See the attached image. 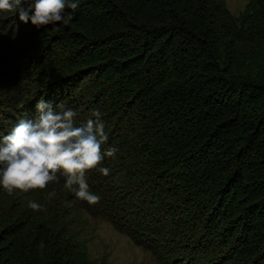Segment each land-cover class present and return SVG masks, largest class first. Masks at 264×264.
Wrapping results in <instances>:
<instances>
[{"label": "trees", "instance_id": "16d2710c", "mask_svg": "<svg viewBox=\"0 0 264 264\" xmlns=\"http://www.w3.org/2000/svg\"><path fill=\"white\" fill-rule=\"evenodd\" d=\"M248 1L237 18L225 0H78L58 30L0 13V131L43 97L77 126L99 111L118 149L88 174L95 205L63 176L0 187V264H108L87 217L157 264H264V0Z\"/></svg>", "mask_w": 264, "mask_h": 264}, {"label": "clouds", "instance_id": "9594fccd", "mask_svg": "<svg viewBox=\"0 0 264 264\" xmlns=\"http://www.w3.org/2000/svg\"><path fill=\"white\" fill-rule=\"evenodd\" d=\"M78 7V0H0V13H18L20 22H30L37 30L48 26L58 30V25L67 24ZM36 109L34 119L20 120L8 134L0 131V187L8 194L17 189L27 193L45 189L63 176L64 188L76 199L97 204L100 197L89 190L88 174L97 169L108 176L111 169L98 165L118 151L115 147L102 150L108 135L100 112L94 111L77 126V112L66 109L62 102L53 104L42 97ZM29 207L35 210L41 205L30 202Z\"/></svg>", "mask_w": 264, "mask_h": 264}, {"label": "rangeland", "instance_id": "374dc122", "mask_svg": "<svg viewBox=\"0 0 264 264\" xmlns=\"http://www.w3.org/2000/svg\"><path fill=\"white\" fill-rule=\"evenodd\" d=\"M225 1L230 13L237 18L245 13L249 3L248 0ZM78 232L92 261L105 259L108 264H157L149 253L103 219L87 217Z\"/></svg>", "mask_w": 264, "mask_h": 264}]
</instances>
